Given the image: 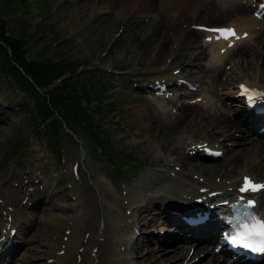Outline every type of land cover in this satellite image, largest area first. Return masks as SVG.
Here are the masks:
<instances>
[{"label":"bare ground","instance_id":"1","mask_svg":"<svg viewBox=\"0 0 264 264\" xmlns=\"http://www.w3.org/2000/svg\"><path fill=\"white\" fill-rule=\"evenodd\" d=\"M156 1L75 0V4L84 6L89 3L93 10L113 13L112 18L104 17L102 21H95V25L103 28L115 19L112 28L120 30L123 27L129 43L126 46L116 40L118 49H124L127 54L130 46L135 47L141 69H153L161 74L149 79L147 84H139L132 80L130 73L117 72L118 76L126 77V84L142 91L156 89L159 93L166 84L187 80L195 87L207 84L217 99L213 100L205 93L194 101H188L169 90L162 93L168 106L160 104L162 115L153 113L151 121L154 124L163 117L168 125L167 131L159 133L154 128L145 140L134 141L136 147L152 151L157 166L148 175L150 177L140 182L118 187L106 175L96 177L87 166L84 155L78 161L69 157L71 168L78 170L74 174L76 209L68 217L69 233L61 238L60 245L58 241L53 243L47 253L50 263L134 264L131 262L134 258L141 264H185L204 253L206 264H227L224 257L221 260L222 254L215 250L216 247L219 251L223 248L218 240L221 234L219 231L217 236L218 230L227 228L219 218L223 210H219L226 208V203L233 199L244 196L239 189L245 177H250L256 184H264V113L248 110L244 104L245 96L241 95V85L264 93L263 62L257 61L258 65L253 68L249 60L246 64L242 59L244 54L254 56L263 48L264 15L262 18L256 15L262 0H205L201 3L200 12V6L195 7L193 15L186 18V0H159L164 6L163 14L155 13ZM101 4L106 5L100 8ZM144 9H147L149 17L162 21L147 36H142V31L150 23L135 26L132 22L123 25L116 21L128 12ZM97 19L98 16L93 18ZM203 19L223 24L199 22ZM201 26L232 29L236 37L228 40L219 38V32L200 30ZM182 43L184 50L179 49L172 59V63L179 66V71L169 72L162 64L166 60L165 55ZM203 59L206 62L202 63ZM113 64H123L125 68L132 69L135 61L122 57L114 60ZM229 70H239L240 76L229 78ZM243 76L245 78L236 84L235 93L226 92L227 96L232 94L228 103L216 93L218 88L229 87L235 83V78ZM148 77L146 73L138 76L139 79ZM11 87L19 92L12 83ZM189 94L193 96L195 92ZM160 135L166 136L167 142L159 140ZM7 141H0V146ZM214 151L229 156L233 167L225 164L223 168L193 160L216 156ZM202 152L212 153L204 155ZM32 167L28 175L15 172L8 179L3 178L0 171V248H3L0 264L19 263L16 255L24 243L21 234L25 236L28 233L37 216L28 210L35 211L46 205L42 199L46 186L42 181H36ZM41 175L42 171L38 176ZM93 178H96V184L91 183ZM248 195L259 200L258 212L264 215V190L249 192ZM95 196L98 197L99 208L95 204ZM57 198L56 194L51 196L50 206L62 211L54 203L53 199ZM106 205L109 210H104ZM195 212L201 217L208 216L207 223L189 225L186 219ZM48 218L52 217L49 215ZM57 220L63 221L62 217ZM155 224L161 225L160 232L147 233ZM38 243L47 245L41 241ZM129 250L134 251V256ZM28 258L31 263L34 257L28 255Z\"/></svg>","mask_w":264,"mask_h":264},{"label":"rangeland","instance_id":"2","mask_svg":"<svg viewBox=\"0 0 264 264\" xmlns=\"http://www.w3.org/2000/svg\"><path fill=\"white\" fill-rule=\"evenodd\" d=\"M203 1L205 2V0H186L185 18L193 15L195 7L200 6L198 9L200 12ZM105 5L101 4L100 8ZM154 11L159 14L165 13L164 6L159 0L156 1ZM112 14L104 12L103 9L93 10L89 3L84 6L75 4V0H0V18L8 22V30L12 35L26 40L29 60L78 63L82 76L90 77L95 81L96 93L91 94V102L87 104L88 112L95 123L104 129L105 136L109 137L110 145L116 152L113 159L116 161L122 159V163H125L120 164L122 167L115 170L110 164L111 159L100 154L86 131L78 126L65 125V130L60 132L56 146L49 144L41 132L35 131L36 126L28 110L33 106L32 100L17 87L10 76L0 70V141L8 139L5 145L0 146V171L3 178L8 179L15 172H18V175H28L32 165L33 175L37 176L36 181L40 180L46 186L45 191L42 192V199L46 205L35 211L28 210L31 215L37 216L28 233L25 236L21 234L24 243L17 251L18 264H56L50 263L47 253L53 243L58 241L60 245L61 238L69 233L68 217L76 209L77 186L74 174L78 170L76 168L74 171V167L71 168L69 157L78 161L84 155L87 166L96 177L106 175L118 187L140 182L145 177H150L148 175L157 169L152 151L136 147L134 141L139 143L145 140L154 128L159 133L167 131L168 125L163 117L159 119L160 122L152 124L151 121L153 113L162 115L163 108L160 104L168 106L167 100L161 96V93H157L156 89L142 91L126 84V77L118 76L117 72L130 73L132 80L139 84H147L149 79L159 77L161 74L153 69H141L138 64L139 54H136L135 47L130 46L127 54L124 49H118L117 41L126 46L129 43L126 41L127 31L124 32L123 27L120 30L112 28L115 19L111 20V25L103 28L95 25V21H102L104 17L112 18ZM148 15L147 9H144L139 12H128L120 21H116L123 25L132 22L135 26L150 23V26L142 31V36H147L153 32L151 30L155 26L162 23L159 18ZM95 16L99 19L93 20ZM210 21L203 19L199 22L208 25L223 24V22ZM184 48L185 45L182 43L166 53V60L162 62L165 69L169 72L179 71L177 68L179 66L173 64L172 59L179 49L184 50ZM260 51L261 53H256L254 56L244 54L242 59L246 60V64L249 60L253 68L258 65L257 61L260 64L263 62L264 66V45ZM122 57L135 61L132 69L125 68L123 64H113L114 60ZM204 62L205 59L202 60V63ZM238 72L239 70H229L228 77L240 76ZM144 73L149 74L150 77L139 79L138 76ZM242 78L245 77L235 78V83L233 82L229 87L218 88L216 93L228 103L232 94L227 96L226 92L235 93L236 84ZM11 83L19 92L13 90ZM262 83L264 84V79ZM162 89L169 90L171 94L175 93L188 101H194L205 93L212 96L213 100L217 99L214 91L208 89L207 84L204 83L195 87L184 80L176 84H166ZM193 91L195 94L190 96L189 93ZM165 138L167 137L160 135L159 140L167 142ZM207 153L209 155L212 152ZM213 154L216 156L193 160L207 165L223 167L227 164L233 167V164L229 163V156L216 154V151ZM163 169L168 171L166 167ZM40 171L42 175L38 176ZM236 173L239 174V171ZM92 181L96 184V178L91 179V183ZM55 194L58 198L53 199L54 203L61 207L62 211L52 209L53 206H50L51 196ZM94 198L99 208L98 197ZM104 210H109V206H104ZM49 215L52 217L50 220ZM60 217L63 221L57 220ZM160 226L155 224L147 233H159ZM39 241L47 245H38ZM129 251L133 254L131 256H134V251ZM28 255L34 257L31 263L27 261ZM206 259V254L200 253L185 264H206ZM131 262L141 264L134 258Z\"/></svg>","mask_w":264,"mask_h":264},{"label":"trees","instance_id":"3","mask_svg":"<svg viewBox=\"0 0 264 264\" xmlns=\"http://www.w3.org/2000/svg\"><path fill=\"white\" fill-rule=\"evenodd\" d=\"M0 70L32 100L28 110L35 131L41 132L49 144L56 146L65 125L78 126L86 131L100 154L111 159L115 170L125 164L122 159H113L116 152L109 137L88 112L91 94L96 93L95 81L82 76L78 63L29 60L26 40L12 35L8 22L0 18Z\"/></svg>","mask_w":264,"mask_h":264},{"label":"snow or ice","instance_id":"4","mask_svg":"<svg viewBox=\"0 0 264 264\" xmlns=\"http://www.w3.org/2000/svg\"><path fill=\"white\" fill-rule=\"evenodd\" d=\"M261 8H264V4L261 5ZM212 31L219 32V38L226 40L236 37L235 31L232 29H216ZM241 89L242 94L247 96L250 103L254 102L256 98L264 99V93L248 89L244 85H241ZM260 190H264V184H256L250 177L244 178V182L239 189L242 194ZM253 203V201L249 200L247 207L251 208ZM230 243L235 247L244 248L253 253L264 254V219L257 218L253 215L249 216L245 221L238 222L237 228L230 235Z\"/></svg>","mask_w":264,"mask_h":264}]
</instances>
